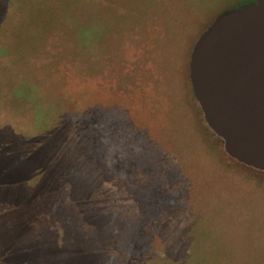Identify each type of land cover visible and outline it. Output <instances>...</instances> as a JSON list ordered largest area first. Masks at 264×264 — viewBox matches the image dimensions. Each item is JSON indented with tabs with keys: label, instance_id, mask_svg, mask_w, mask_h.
I'll use <instances>...</instances> for the list:
<instances>
[{
	"label": "rangeland",
	"instance_id": "obj_1",
	"mask_svg": "<svg viewBox=\"0 0 264 264\" xmlns=\"http://www.w3.org/2000/svg\"><path fill=\"white\" fill-rule=\"evenodd\" d=\"M20 1L26 2L0 0V264H264V172L210 163V156L205 161L204 152L188 148L183 151L191 158L186 153L185 165L192 169L183 176L188 193L193 187L195 209L185 213L171 194L154 192V165L138 166L151 152L150 137L139 135L130 119L124 98L133 87L121 76L136 69L144 50L135 46L107 68L87 70L82 37L75 49L63 26L51 35L60 0ZM251 1H170L174 12L163 17V29L172 31L173 44L188 43L220 11ZM130 5L111 0L98 8ZM196 5L209 11L199 29L194 27ZM102 11L93 13V24L109 27L98 21ZM96 52L91 66L102 68ZM147 68L155 70V61ZM135 77L138 86L153 91V82L144 85L143 75ZM63 91L74 106L90 100L92 107L83 108L79 117ZM140 92L131 96L143 102ZM171 115L193 132L182 111ZM54 117L60 120L58 129L53 122L49 126ZM67 124L80 126L74 135L83 143L93 140V157L111 182L89 177L84 148L72 140ZM138 190L142 193L134 196Z\"/></svg>",
	"mask_w": 264,
	"mask_h": 264
},
{
	"label": "trees",
	"instance_id": "obj_2",
	"mask_svg": "<svg viewBox=\"0 0 264 264\" xmlns=\"http://www.w3.org/2000/svg\"><path fill=\"white\" fill-rule=\"evenodd\" d=\"M108 1L111 2V0H60L62 8H60L61 14L57 13L56 15V21L53 22L51 35L58 34L57 31H54L57 25H60L59 27L63 26L66 30L65 33L69 32L72 34L73 37L71 39L75 42V49L76 44L78 45V39L82 37L81 39H83L82 42L84 45L81 44V50L85 52V56H87V53L89 54V61H86L87 70L105 69V67L107 68L108 62L112 59L114 60L115 57L117 60L121 59L120 55H123L126 50H130L135 46H138V50H140V48L144 50L143 57L139 58L136 62V69L131 72L122 73L121 76L124 83L133 87V89H131V94L125 96L127 98H124L128 104L130 119L135 121L136 131L139 135L142 134L143 136L146 134L150 137L149 146L151 152L144 163L139 160L138 166L142 168L143 166L147 167L148 165H154L153 173L158 174L157 181L155 177L153 180L156 181V183H153V186H151L154 192L158 190L161 194H171L172 197L178 199L177 203H180V208L185 209V213L188 212L191 207L195 209L193 203L195 198L192 192L193 187L190 184L191 191L188 193V178L183 176V172L186 171V169H192L191 166L185 165V161L188 156L189 159L191 158L189 153L196 150L204 152L205 157L203 156L202 159L205 161H207L210 156L213 159L210 163L220 162L225 167L232 169L239 165L242 168L253 171L255 174L256 171L261 172L238 162L227 154L224 149V141L217 136L205 122L204 115L199 103L195 99L189 79L191 52L202 33L214 22L220 13L227 9L249 4L252 1L240 3L237 6L220 11L211 21V24L205 27H203L202 16H206L209 11H206V9L202 10V8H199L197 5L193 6V12L196 18L194 27L198 29L203 27V29L193 40H188V43L184 42V44H173L171 37L172 31L168 33L163 29L165 26V22H162L163 17L170 16L174 12V7H172L170 1L177 0H169V3L167 0H163L162 4L160 0H129L131 3L130 6H105L98 8L101 5H105ZM29 2H33V0H26V2L22 3L24 5ZM176 4L177 3H175V5ZM108 7L111 8L106 10ZM52 9L55 8L51 7V10ZM56 9L59 10V8ZM98 9H105V11L101 12V16L98 17V21L100 23L106 21L109 27H103V25L99 27L98 24H93L97 20V17H95L93 13L96 10L98 11ZM124 10L127 11V13ZM120 16H125V18L120 19ZM71 17L76 21H72ZM63 18L66 21L63 22ZM69 18L73 23L67 21ZM93 20L95 22H93ZM118 22L124 23L119 25ZM91 28L93 29L91 30ZM48 37L45 39H48ZM107 47H109V49H107ZM75 49H73L74 54ZM93 50L95 53L98 51V55H102L101 59L104 67L97 68L95 64L91 66L93 62L92 58H95ZM153 61H155L156 69L148 70L147 64ZM138 74L143 75L144 85H150L152 82L154 83L152 86L153 91L146 92L144 88H142V85L138 86V84H136L138 78L135 77V75L137 76ZM138 89L141 91V99L143 102L131 96L137 93ZM63 93L65 103L71 104L70 106H72L74 111L76 109L75 112L79 117L83 114V108L91 106L90 100H82L83 104L81 106H74L73 102L68 99L70 95L66 94V96L64 91ZM151 104L156 110L150 108L149 105ZM61 108L60 106L55 110L56 114H58L56 115L57 117L61 115ZM174 109H179L187 116L190 123L192 122L195 126V129L189 126L190 130H193L196 134L171 120V114ZM57 117H54L52 120L49 119V126L52 122L56 124V127L53 129L60 128V120H57ZM42 124L40 122V124H38L39 127L49 129V127H46V122H42ZM70 127L68 124L66 125L72 140H75L76 144L78 143L84 148L85 159L90 166L88 168L90 173L89 177L98 182H111L112 180L109 179L106 169L100 165L99 158L93 157V140L83 143L80 135V137L74 135V133L79 132L81 129L80 126L74 125L73 128ZM188 148H190L189 153L183 151ZM174 151H177L176 156L171 157L167 155V152L171 153ZM186 153L188 156L185 158ZM57 164L60 163L58 162ZM94 165L99 166L98 169H94ZM250 177L254 176L251 175ZM41 178L42 180H46L47 176L41 175ZM113 188L112 186L109 188L111 194V189ZM141 193L142 192L138 190L134 196ZM111 199L113 200V195L111 198L105 199L106 203H111ZM185 223L187 224L186 221Z\"/></svg>",
	"mask_w": 264,
	"mask_h": 264
},
{
	"label": "water",
	"instance_id": "obj_3",
	"mask_svg": "<svg viewBox=\"0 0 264 264\" xmlns=\"http://www.w3.org/2000/svg\"><path fill=\"white\" fill-rule=\"evenodd\" d=\"M189 79L227 154L264 172V0L217 16L191 52Z\"/></svg>",
	"mask_w": 264,
	"mask_h": 264
},
{
	"label": "flooded vegetation",
	"instance_id": "obj_4",
	"mask_svg": "<svg viewBox=\"0 0 264 264\" xmlns=\"http://www.w3.org/2000/svg\"><path fill=\"white\" fill-rule=\"evenodd\" d=\"M255 1V0H254Z\"/></svg>",
	"mask_w": 264,
	"mask_h": 264
}]
</instances>
